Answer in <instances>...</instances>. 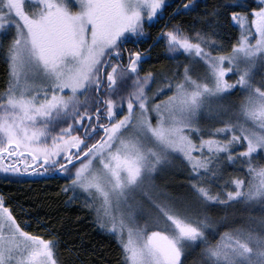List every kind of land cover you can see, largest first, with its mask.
<instances>
[{
	"label": "snow or ice",
	"instance_id": "snow-or-ice-1",
	"mask_svg": "<svg viewBox=\"0 0 264 264\" xmlns=\"http://www.w3.org/2000/svg\"><path fill=\"white\" fill-rule=\"evenodd\" d=\"M170 7L0 0V173L63 174L120 264H264V0H180L153 38ZM27 227L0 193V264H76Z\"/></svg>",
	"mask_w": 264,
	"mask_h": 264
},
{
	"label": "trees",
	"instance_id": "trees-1",
	"mask_svg": "<svg viewBox=\"0 0 264 264\" xmlns=\"http://www.w3.org/2000/svg\"><path fill=\"white\" fill-rule=\"evenodd\" d=\"M179 2L180 0H176L174 7L170 8H175ZM200 2V12L203 13L208 10L205 4L210 7L214 0ZM159 31L155 26L149 29L153 38ZM238 35L236 29L230 30L225 35V45L230 46L229 42H234ZM151 43L152 40H149L142 47L148 49ZM148 55L150 60L144 65L145 69L164 70L169 67L170 62L163 59L165 52L162 47L149 49ZM5 77V65L0 61V88L4 87ZM3 176L0 173V193L4 194L14 214L34 234L48 237L49 233H55L60 242L58 254L62 258L71 257L76 264H120V253L115 239L94 223V217L80 202H68L70 193L62 191L66 185L65 177L12 176V181L20 182H9ZM183 183L184 178L181 181L179 174L170 175L166 182L169 190L174 193L183 191ZM213 215L223 216L224 210L213 209ZM73 246L79 249L78 253L69 250Z\"/></svg>",
	"mask_w": 264,
	"mask_h": 264
},
{
	"label": "rangeland",
	"instance_id": "rangeland-1",
	"mask_svg": "<svg viewBox=\"0 0 264 264\" xmlns=\"http://www.w3.org/2000/svg\"><path fill=\"white\" fill-rule=\"evenodd\" d=\"M169 2L171 3V7H173L174 6V3H176V0H169ZM236 30L239 32V29L238 28ZM179 175L181 176V181H182L183 175H181V174H179ZM25 176L33 177V176H36V174L25 175ZM40 176L64 177L63 174H60L58 172L45 173V174L40 175ZM168 177H165L163 182L166 183L167 180H168ZM242 211L243 210H242V208H241L240 205H237L235 209H228L229 214H232L233 212H235V218L237 219V221H239L242 218V216H241ZM243 215H244V217H246L247 216V213H244Z\"/></svg>",
	"mask_w": 264,
	"mask_h": 264
},
{
	"label": "flooded vegetation",
	"instance_id": "flooded-vegetation-1",
	"mask_svg": "<svg viewBox=\"0 0 264 264\" xmlns=\"http://www.w3.org/2000/svg\"><path fill=\"white\" fill-rule=\"evenodd\" d=\"M173 7H174V6H173ZM173 9H174V8H169V9L164 13V19H162V20L160 21L159 24H156V25H155V27H156L158 30H160L161 28H163L162 25H163L164 23H168V22H169V17H170V14H171V12H172Z\"/></svg>",
	"mask_w": 264,
	"mask_h": 264
}]
</instances>
